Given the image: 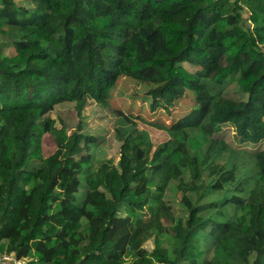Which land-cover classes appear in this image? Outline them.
<instances>
[{"label":"trees","instance_id":"trees-1","mask_svg":"<svg viewBox=\"0 0 264 264\" xmlns=\"http://www.w3.org/2000/svg\"><path fill=\"white\" fill-rule=\"evenodd\" d=\"M123 77L153 109L193 95L189 112L153 123L163 142L110 103ZM89 100L114 114L117 161L92 158ZM65 101L71 132L50 114ZM223 125L240 143L264 139V0H0V252L24 264H264V149L231 145ZM239 154L253 159L247 176Z\"/></svg>","mask_w":264,"mask_h":264},{"label":"rangeland","instance_id":"rangeland-1","mask_svg":"<svg viewBox=\"0 0 264 264\" xmlns=\"http://www.w3.org/2000/svg\"><path fill=\"white\" fill-rule=\"evenodd\" d=\"M19 3L28 4L29 0H17ZM242 19L248 26L252 27L250 21L251 12L241 3ZM233 76L229 83L228 89L230 93L235 87ZM147 88L144 84H140L129 78H120L116 88L112 91L110 103L113 107H118L126 112H130L139 118V127L148 130L152 141L156 144L163 142L168 138L167 132L163 128L156 127L155 124L169 125L171 122L189 112L192 109L194 98L191 92L179 98L175 105L169 108L158 107L153 109L150 105L151 97L147 94ZM56 120L57 126H65L68 131H72L78 124L79 118L74 102L65 101L55 106V109L50 113ZM83 129L82 132L93 135L96 138V144L91 145V153L94 161L103 158H113L118 160L120 154V142L115 137L114 114L110 109L100 106L94 100H89L88 104L83 109ZM218 135L225 138L231 145L237 148H244L247 151H256L264 149V139L257 144H247L238 142L236 130L231 125H223ZM56 144L49 134H45L42 138V152L47 156L54 152ZM237 162L241 166L242 176L252 170L253 159L250 154H239ZM79 200L82 198V193H78ZM173 205L180 206L178 199L173 198ZM146 247L151 249L154 246L153 239L146 242Z\"/></svg>","mask_w":264,"mask_h":264},{"label":"built area","instance_id":"built-area-1","mask_svg":"<svg viewBox=\"0 0 264 264\" xmlns=\"http://www.w3.org/2000/svg\"><path fill=\"white\" fill-rule=\"evenodd\" d=\"M25 258H19L14 253L0 252V264H24Z\"/></svg>","mask_w":264,"mask_h":264}]
</instances>
